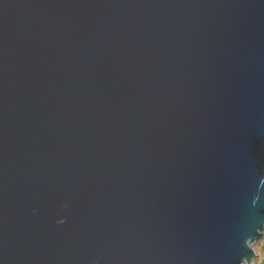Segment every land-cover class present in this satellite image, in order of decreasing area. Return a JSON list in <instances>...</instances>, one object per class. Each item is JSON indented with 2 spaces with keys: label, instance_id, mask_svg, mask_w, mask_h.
Here are the masks:
<instances>
[{
  "label": "water",
  "instance_id": "obj_1",
  "mask_svg": "<svg viewBox=\"0 0 264 264\" xmlns=\"http://www.w3.org/2000/svg\"><path fill=\"white\" fill-rule=\"evenodd\" d=\"M262 239L264 0H0V264Z\"/></svg>",
  "mask_w": 264,
  "mask_h": 264
},
{
  "label": "rangeland",
  "instance_id": "obj_2",
  "mask_svg": "<svg viewBox=\"0 0 264 264\" xmlns=\"http://www.w3.org/2000/svg\"><path fill=\"white\" fill-rule=\"evenodd\" d=\"M256 259L252 264H264V239L254 245Z\"/></svg>",
  "mask_w": 264,
  "mask_h": 264
}]
</instances>
